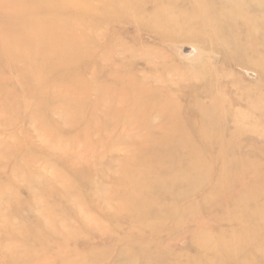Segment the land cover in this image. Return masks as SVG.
Masks as SVG:
<instances>
[{"label": "rangeland", "instance_id": "rangeland-1", "mask_svg": "<svg viewBox=\"0 0 264 264\" xmlns=\"http://www.w3.org/2000/svg\"><path fill=\"white\" fill-rule=\"evenodd\" d=\"M147 1L149 0H105L104 3L108 7L113 5L115 8L127 4L129 11H134L135 14L139 11L138 4ZM92 4H100V1L97 0ZM89 12L91 11H88L86 16L89 15L90 19L103 21L100 29L95 33V36L98 35L100 38L98 40L101 42L104 40H113L117 43L126 42L140 48L142 46L145 49L143 51H146L142 56L131 58L133 67L129 70L119 71L120 68L117 66H111L104 74L109 78L108 84L112 83L110 82L112 79L109 77L112 74L111 71L116 74L123 72L126 76L133 77V83H135L133 91L151 87L153 90L161 92L163 100L169 98L172 101L169 103L168 100H165L168 101L167 104L163 109H158L157 106L160 103H158V93L155 90L154 95H148L150 100H140V102L133 99L134 97H130L131 99L128 100L131 103L127 105V101L119 98L117 94L123 88H127V86L122 88L121 85L117 90L113 87L106 90L100 89L99 93H93V96L91 95V98L87 99V95L84 96L82 93L85 88L89 90L91 85L85 83L75 84L76 97L74 101L72 100L74 105L70 104L69 107L66 105L49 108L48 106L52 102L47 100L43 101L45 106L37 103L26 104L24 101H21V104H13V106H10L9 103L2 104L6 108L4 111H0V228L10 225V227L18 226V229L22 228L25 231L27 226L24 227L25 224H22L24 223L22 217L16 218L14 209L17 202L23 204L28 202L29 205H32L31 207L42 213L50 210L52 213L62 216L59 217V224L68 225V231L74 229L72 237L66 239L65 248L53 246L48 242H38L37 248L43 253L42 256H48L49 262L52 264H63L67 261L82 262L83 264L85 259H90L89 256L94 252L97 254L105 252L102 255H106L107 259L104 258L92 264H142L143 260L153 264H163L168 260L166 254L168 251H183L191 255L198 253V249L194 246L195 238L198 241L204 236L211 238L212 243L209 245L212 249H202L204 253L201 255L202 263L208 264L209 260L213 259L217 264H264V259L260 257L254 260L245 259L244 256L251 248H258L264 252V241L252 240L254 229L244 228L245 226L241 227L239 224L243 221L249 222L250 219H257L259 225L255 230L261 233L260 237L264 238V119H260L262 117L258 116L259 112L264 113V107L255 106L256 104L249 98V94H253V92L264 95V78L260 77L263 71L258 68L249 69L240 63H231L229 60L221 58L217 52L208 55L209 50L203 48L200 42L201 38L195 32H192L194 34L191 41L181 38L179 33L190 36L187 32L188 29L184 26L177 27V34L170 32L171 36L162 39L157 32L152 34L147 30L140 32L137 29L138 23L134 22L133 24L130 15L126 16L127 18L122 16L112 18L105 15L108 12L106 10L96 15L88 14ZM107 17L109 18L107 19ZM105 25L108 29L105 28ZM148 35H152L153 39ZM83 39L86 40V43L79 41V44L87 45V38ZM149 46L151 52H147ZM100 52L97 51L98 56L101 54ZM124 55L125 53L117 52L116 57ZM116 57L111 56V59ZM147 59H155L156 63H159L158 60H160L165 65L157 64L158 68L149 72L150 70L146 69L145 65ZM163 59L167 60L164 62ZM253 59L255 61L259 58L255 56ZM3 62L4 60L1 58L2 74L8 75L11 72L7 67L9 64H6V61L5 64ZM85 65L81 64L80 71L89 75V72L85 71ZM206 66L213 67L214 74L221 77L218 83L205 85L199 80L200 74ZM139 82H145L148 87L141 88ZM14 85L0 84V90L5 96L10 97L8 99L10 101L15 100L17 94L21 92V90L14 92L8 89L9 87L13 89ZM195 88H198L197 92H200L197 96L206 104H211L213 96L218 97L219 100L227 101L228 116L221 119V112L217 111L218 113L214 114L211 121L225 127L229 132H235L232 139L226 133L223 140V144L232 150L229 151L231 153L226 156V159L230 160L236 155L241 160H236L233 167L224 172V179L212 178L214 162L212 163V160L209 159L205 164L207 168L212 169L210 174L204 164L203 168H190L189 161H186V155L189 153H186L178 144L184 143L190 146V143H196L192 145L194 146L192 149L190 147L189 149L204 150L200 135L193 124L196 122L197 112L191 106V103H194L192 93H195ZM57 104L59 103L55 105ZM131 105L140 107L142 114L139 117H145L147 122L151 121L149 127L142 128L143 130L135 128L136 131L129 132L128 128L131 123L124 119L118 121L119 112ZM253 111L256 112V115L253 113L251 116ZM144 113L146 116L143 115ZM175 113L178 117L174 116L170 120L174 124L182 125L187 133L189 131L188 134H191L190 137L195 143L190 142V139H186L185 136L184 139L175 136L173 140H170L175 141L173 144L163 142L162 145L157 144L158 141L161 143L157 138L134 137L133 134L142 135L145 131L159 134V125L167 122L166 118ZM143 126L145 125L143 124ZM121 136L124 139L119 141ZM132 140L136 143H132ZM127 145H134L132 150H137L142 146V152L136 154L135 151L126 148ZM111 151L116 154L117 159L110 163V158H106L105 154L109 155ZM91 153L102 155L107 161L104 162L105 159L101 156L91 157ZM78 154H83L84 158L78 159L77 163H74ZM184 156V161L173 168L172 159ZM209 162L210 164H208ZM74 166L79 167L77 172L72 171ZM216 166L214 165V168ZM141 169H145L144 172L147 175L141 172ZM176 173L182 176L186 174L187 177L183 181L178 178L172 181L171 176ZM67 177L70 180H67ZM95 180L105 187L108 196L112 198L110 199L113 203L110 204L111 206L116 204L117 200L124 198L146 200V209L142 216L145 218L144 220H147L145 224H148L151 219V228L156 227L158 231L165 229L163 232L161 231L162 235L160 233V235H152L149 229L140 230L137 227V221L134 220L135 216L128 212L116 215L115 211H109V209L107 210L109 212L106 213L98 211L88 201V192L92 189L91 182L93 183ZM68 182L80 190L81 194H78L82 198L81 204H78V200H75L76 196H73L77 192L66 188L69 186ZM138 183L143 185L139 186ZM199 183H205L206 187L189 196L180 195L182 198L177 196L179 190L192 187L194 184L197 186ZM249 188L251 190L255 188V196L246 195ZM207 194V198L202 199ZM35 198L39 200L37 206L33 203ZM175 198L176 202H174ZM189 202L195 203V209L183 212V206ZM245 205H249L255 213L251 214L253 213L251 210L247 215L242 207ZM75 209L92 217L88 226H84L78 220ZM20 212L26 214L28 207L23 205ZM249 216L250 219L247 218ZM26 220L28 221V218ZM228 221L230 222L228 223ZM194 230H196L195 234H192L191 232ZM141 231H145L146 236L150 235L147 240L153 243L152 246L148 245L146 252H141L144 243L141 239ZM32 232L34 230H31ZM58 236L54 237L53 241L55 243L64 242L65 238L62 234ZM6 238L7 236L3 234L0 240L4 242ZM22 239L25 244L28 242L25 238ZM22 239L17 238L15 241L22 242ZM29 243L32 244V241ZM222 243L228 245L226 252L221 248ZM44 250L47 251L44 252ZM123 250L128 253L125 258L120 257ZM148 252L149 254H147ZM76 253L78 254L76 255ZM7 256L5 253L0 255V264L25 263L18 258L5 262L4 259H7Z\"/></svg>", "mask_w": 264, "mask_h": 264}, {"label": "bare ground", "instance_id": "bare-ground-1", "mask_svg": "<svg viewBox=\"0 0 264 264\" xmlns=\"http://www.w3.org/2000/svg\"><path fill=\"white\" fill-rule=\"evenodd\" d=\"M95 1L97 0H0V59L2 58L4 60V64L5 61L6 64H9L7 67L11 71L10 74L3 75L0 68V84H15L13 89H10V87L8 89L14 92H20L21 90L20 94H17L18 96L15 98V100L11 101L8 100L10 97H8V95L5 96L2 90H0V111H4V108H6V106H4L5 104L9 103L10 106H13V104H21V101L26 102V104L37 103L42 106L43 101L47 100L52 102L48 106L49 108H56L66 105L69 107L70 104L74 105L72 100L74 101L76 97L75 84L79 85L85 83H89L91 85L89 90L85 88L84 93H82L84 96L87 95V99L89 97L91 98L93 93H99L100 89L106 90L109 87H113L117 90L118 86L121 85L122 88L126 86L127 88H123V90H120L117 94L119 98L125 99L127 101V105L128 103H131L129 101L131 99L130 97H134L133 99H137L139 101L150 100L148 99V95H154V91L156 89L153 90V88L149 87L139 89L138 91H133V85L135 84L133 83V77H128L123 72L116 74L111 71L110 73L112 74H110L109 77H111L112 80L110 82L112 83L108 84L109 78L105 77L104 74L106 71H108V69H110L111 66H117L120 68L119 71L129 70L131 67H133V62L130 61L131 58L142 56L146 51H143L144 48L142 46L140 48L139 46L129 45L126 42L117 43L113 40H104L101 42V40H98L100 38L98 35L95 36V33L98 31V29H100L101 23H103V21L92 20L93 18L90 19L89 15L86 16L88 11H91L88 14L96 15L99 12H104L106 10L108 12L105 15H108L112 18L121 16L123 18H127L126 16L130 15L131 20L133 21L131 22L133 24L134 22L138 23L137 29L140 32L141 30H147L150 32V34L157 32L161 35L160 37L162 39H165L166 36H171L170 32L176 33L177 27L181 26L180 28H182V26H184L188 29L187 32H189L190 36L179 33L181 34V38H184L186 41H191L192 35L194 34H192V32H195V34L201 38L200 42L201 45H203V48L209 50V53H207L208 55L215 54L217 52L221 58L229 60L231 63H240L242 66L248 67L249 69L258 68L260 71H263L260 77L264 78V0H149L147 2L139 3V11L138 13L135 12V14L133 13L134 11H129L130 9H128L127 4H123L122 6L115 8L113 5H109L108 7L104 3L105 0H99L100 4L97 5L92 4V2ZM108 18L109 17H107V19ZM105 28L108 29L107 26ZM88 30L90 31L89 33ZM148 36L153 39L152 35ZM83 38H87V45L83 46L79 44V41L81 43H86V40ZM195 46L198 47V45ZM97 51H101L99 56L97 55ZM151 51L152 50L149 46L147 52ZM117 52L125 53V55L123 57H116ZM111 56H115L116 58L111 59ZM126 56L128 57V60ZM255 56H257L259 59L254 61L253 58ZM154 60L147 59L145 61L146 69H149V72H151V70H156L158 68L157 64H160V66L165 65L162 64V61L160 60H158L159 63H156ZM164 60L167 59H163V61ZM81 64H86L85 71L89 72V75H85L80 71ZM146 77L149 78V76ZM220 78V76L214 74L213 67L210 68V66H206L205 70L200 74L199 80L205 83V85H213L218 83ZM139 83L138 84L141 88L148 87V85H145V82ZM195 89V93H192V96H194V103H191V106L197 112L195 115L196 122L193 124L197 133L200 135L201 144L204 146L203 151L191 150L192 147H194L192 145H195L196 143L193 141L192 137H190L191 134H188L190 132L188 131L187 133L182 125L174 124V122L170 120L174 116L178 117L176 113L172 116L169 115L166 118L167 122L161 123L160 121L161 125H159V134L156 135L155 133L153 134L149 131H145V133L142 135H133L134 137H140L141 139H144L145 137L151 139L157 138V140L161 141V143L158 141L157 144L159 145H162L163 142H165V144H173L175 141L170 140H173L175 136H178L180 139H184L183 137L185 136L186 139H190V142L195 143H190V146L184 143H178L181 146L180 148H182L186 153L190 154V156L189 154L186 155V161H189L190 168H203V164L205 168H207L205 162L209 159L212 160V163L214 162V165H217L215 168L213 165L214 177L212 176V178H216V180L224 179V172L233 167L232 165L234 162L240 159L235 155L233 156L234 158L227 160L226 156L230 154L231 152L229 151L232 150H229V146L223 144L225 135H227L226 133H228V136L230 135L229 137L232 139L235 136V132H229L225 127H221V125L219 126L217 123L211 121V118H213L217 111L221 112V119L228 116L229 110L226 108L227 101H224V99H222L223 101L219 100L218 97L213 96L211 97V104H206V102L197 96V94L200 93L197 92L198 88ZM125 90L127 91L124 92ZM4 91L6 90L4 89ZM157 91L158 90L155 92L158 93L157 99L159 100L158 103H160L158 104L157 108L163 109L167 102L169 101L170 103L172 100L169 98L165 99L168 101L163 100L161 98V92L159 93V91ZM257 93L253 92V94H249V98L253 101V103L256 104L255 106L264 107V95H258ZM56 103L59 104L55 105ZM2 104L4 105L2 106ZM139 108L140 107L131 105L129 108H123L122 111L119 112L118 121L124 119L127 120L128 123H131L132 127L130 126V128H128L129 132L136 131L135 128L137 130H143L146 129L147 126L149 127L151 125V121L147 122L145 117H143V115L146 116L145 113L142 115L143 118L139 117L140 114H142V110ZM253 113L256 115V112L253 111L251 112V116H253ZM258 116L262 117L260 119H264V113L259 112ZM143 124L145 126L142 127ZM121 139L123 140L124 138L121 136L119 141ZM132 143L136 142L132 140ZM133 147L134 145L126 146V148H129L131 151H135L134 153L136 154L138 152H142V146L138 147L137 150H132ZM189 147L191 149H189ZM126 151L128 150L126 149ZM204 154L205 161L203 160ZM90 156L94 158L96 156L102 157V155H96L95 153ZM105 156L106 158H110V163L114 162V159H117L116 154L112 151L111 154H105ZM83 158V154H78L75 157L74 163H77L78 159ZM102 158L105 159L104 162L107 161L106 158ZM184 159L185 156L180 157L179 159H172V162H174L173 168L177 166L178 163L183 162ZM232 161L233 163H231ZM208 164H210V162ZM78 169L79 167L77 168L74 166L72 171L77 172ZM144 170L141 169V172L147 175ZM207 171L210 174L212 169L210 170V168H207ZM171 177L172 181H175L177 178L183 181L187 176L186 174L182 176L176 173ZM67 180H70V178L67 177ZM68 184L69 186H66V188H68V190L73 189L75 192H77L73 196H76L75 200H78L77 203L81 204L82 202L80 200L82 198L78 194L80 193V190L71 186L70 182H68ZM138 185L141 186L143 184L138 183ZM91 186L92 189L88 192V201L91 202L98 211L106 213L113 210L116 212V215H119V213L128 212L132 216H135L134 220L137 221V227H139L140 230L149 229L152 235H158L159 233L162 235V232L165 229H160L158 231L156 227L151 228V219L148 224H145V221L147 220H144L145 218L142 216L143 211L146 209V200H129L124 198L117 200L116 204L111 206L110 204L113 203L110 199L112 198L108 196V192L105 187H103V185L96 180L93 183L91 182ZM204 187H206L205 183H199L197 186L194 184L192 187L179 190L177 196H189L195 194L198 190ZM68 192L70 193L72 191ZM247 194L255 196V188L253 190L250 188L247 189L246 195ZM207 196L208 194L202 197V199L207 198ZM68 197L70 196L68 195ZM174 202H176V198L174 199ZM33 203H35V206L39 205L38 198H35ZM23 205L28 207V212L26 214L20 212V209L23 207ZM31 206L32 205H29L28 202L25 204L22 202H17L14 209L16 218L22 217L21 219L24 222L22 224H25L24 227L27 226L25 231H23L22 228L21 230L18 229V226L10 227V225L9 227H3L2 229L0 228V238L3 236V234L7 236L6 241L2 242L0 240V255L4 253L8 255L7 259H4L5 262H9L10 260L13 261L18 258L25 262L24 264H52V262H49L50 259L48 256H42L43 253L39 251V248H37L38 242H48V244L52 243L53 246L57 245L59 248L60 246L61 248H65L67 245L66 239L72 237L73 235L74 229L68 231V225L65 226L59 224V217L62 216H58L52 213L50 210L42 213L40 210ZM195 207L196 205L194 202H189L183 206V212H186L187 210H193ZM242 207L243 210L246 211L247 215L251 212V210L253 212L251 214L255 213L249 205ZM108 209L109 211H107ZM75 210L78 220L84 226H88L92 220V217L84 215L83 211H80L79 209ZM198 210L200 211L199 208ZM44 214L47 216H43ZM26 218H28V221ZM247 218L250 219V216ZM230 221L233 220L230 219ZM230 221H228V223ZM117 224L120 225L119 223ZM239 224L241 227L245 226L244 228L247 227L249 229H254L252 232V236H254V238L252 237V240H256L257 242L264 241V238L262 236L260 237L261 233L255 230L256 226L259 225L257 219H250L249 222L243 221V223L240 222ZM119 227L120 226L117 228ZM133 227L136 228L134 225ZM130 229L132 231V228ZM31 230H34V232L31 233ZM195 231L196 230L192 231L191 233L193 234ZM141 233V239L144 241L141 252H146L148 245L152 246L153 243L147 240L148 236L150 235L146 236L145 231H141ZM59 234H62L65 240L64 242L55 243L53 239H55L54 237H59ZM17 238H25L28 242L25 244L23 239L22 242H17L15 241ZM195 239L196 242H194V246L198 249V253L191 255L189 253L186 254L183 251H168L166 252L168 260L165 263L163 262V264H205L202 263L203 257H201V255L204 254L202 249L207 248L211 250L212 248L210 247L209 243L211 244L212 240L211 238L205 236L202 237V239H198V241L197 238ZM31 241L32 244L29 243ZM123 241L125 240L123 239ZM221 248H223L226 252L228 250L227 243H222ZM46 251L47 250H44V252ZM201 251L202 253L200 254ZM100 253L98 252L97 254L94 252V254L89 256L90 259L84 257L86 259L84 261L85 263L83 264H92L101 261L104 258L107 259L106 255H102L105 252L102 254ZM77 254L78 253H76V255ZM147 254H149V252ZM126 255H128V253L123 250L120 257L125 258ZM244 257L248 260H254L258 257L264 259V252L258 248H251V250L249 249L247 251V254ZM229 260H231V258H229ZM143 261L144 262L142 264H153L146 260ZM215 263L216 261L211 259L209 260L208 264ZM63 264H82V262L72 263L67 261Z\"/></svg>", "mask_w": 264, "mask_h": 264}]
</instances>
